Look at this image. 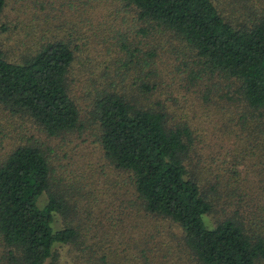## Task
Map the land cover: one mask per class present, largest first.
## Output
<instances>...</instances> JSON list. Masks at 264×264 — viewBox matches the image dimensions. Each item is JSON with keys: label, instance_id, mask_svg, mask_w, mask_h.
<instances>
[{"label": "trees", "instance_id": "trees-1", "mask_svg": "<svg viewBox=\"0 0 264 264\" xmlns=\"http://www.w3.org/2000/svg\"><path fill=\"white\" fill-rule=\"evenodd\" d=\"M252 3L77 0L73 34L22 45L12 56L0 43L5 264H57L61 245L74 264H263L264 229L253 228L247 208L257 189L242 191L222 173L205 176L232 198L213 213L206 192L213 184L203 190L199 167L190 165L191 153L218 146L225 129L234 130L236 146H260L264 159V0ZM76 39L99 42L113 68L105 64L95 74L99 48L81 46L93 52L81 55ZM180 48L181 63L161 56ZM189 86L210 100L203 115L211 123L198 118V104L191 120L182 118L193 104L183 92ZM87 131L118 175L111 193L126 203L105 212L90 205L95 196L80 182L68 196L50 180L53 147ZM57 215L61 224L53 228Z\"/></svg>", "mask_w": 264, "mask_h": 264}, {"label": "rangeland", "instance_id": "rangeland-1", "mask_svg": "<svg viewBox=\"0 0 264 264\" xmlns=\"http://www.w3.org/2000/svg\"><path fill=\"white\" fill-rule=\"evenodd\" d=\"M68 1L69 3L66 2V0H6V3L0 12V24H5L6 26L5 31L0 30V43L6 52H8V55L18 54L20 47L25 44L32 45L35 41L42 42L46 38H49L53 35L65 37L70 35L72 32L68 33V30H70L69 20L73 13L72 10H74V7L77 6L74 5L77 0ZM251 2H253V6H256L255 0H251ZM80 5L82 6V4H79V6ZM56 8H59L61 12L57 11ZM48 18L52 19L50 24L44 23L43 21H46ZM76 42L82 49L81 55L84 56L86 54H93L92 51H85L83 48L84 46L88 45L96 50L99 48V50L95 53L97 60V63L94 65L95 74H97V71L105 64L106 66L109 65V68L112 67V64L109 63V60L111 62L109 55L104 52L102 45L99 42H94L92 45L84 39H76ZM169 52L166 50L167 55L161 56L168 60L171 65L181 63L179 55L184 54L182 49L178 53L174 50ZM99 53H103V55L98 56ZM174 54L177 55V57ZM169 63L164 62L163 64ZM117 64L118 63L116 62V65ZM75 67H78V65H75ZM116 68L117 66L113 70L115 71ZM183 92H186L188 96L192 98L193 104L184 109L185 113L188 115L182 118L189 119L191 109L195 104H198L199 107H202L201 109L198 107L195 110L196 114L199 115L198 118L204 119L205 121L211 123L210 117L203 115V109L205 108L206 104H211L210 100L205 101L198 95L199 89L197 86H189V89ZM189 102L190 101H188L186 98L185 101L180 100L179 104L185 105ZM234 116L237 118L235 114ZM3 117L4 115L0 117V120L4 125L5 119ZM233 128H235V126ZM2 130H5L4 126L2 127ZM226 131L227 129H225L223 133L217 134L221 136L223 135L221 137L223 142H221L218 146H203V148H198L197 152H192L190 165H192L194 171L195 169L197 170V166L199 167L198 169L200 173L197 174L199 177L201 176L200 178L203 190L209 189V182L210 184H213L212 181L205 179V176H214L211 173L225 174V177L221 180L227 181L229 180L227 178L230 177L235 179L239 185H232V189L230 190L232 194L235 186L236 188L240 187L238 189L242 191L245 188L250 187L257 189V196L252 195V200H249L248 204L250 206L247 207L244 203L241 204L246 206L249 210H254V216L256 219L253 220V228H255V230H258L259 228L263 230L264 193L261 194V186L264 184V175H262V172L264 171V159L260 154V146H236L237 144H235L234 141V130L229 134L227 133L228 131ZM67 139L68 141H59L58 145L53 147L51 156L53 158L52 162L54 169L50 178L51 184H53L58 189H62V193L71 196V194L75 192V184L80 182L81 185L87 189L86 191L91 190L95 196V199L88 198L90 205L94 206L97 204L100 208V211L102 212L110 210L112 204H117L119 206L123 200L120 199V196L117 192L111 193L113 187L110 185L116 180L118 175L115 173V171L107 168L101 157L100 150L96 142L92 140L93 138L89 134V131L86 132L84 138L73 136ZM255 147H257V149ZM249 149L255 150L256 155L254 157L252 154H248ZM199 159H201V161H199ZM210 180L212 179L210 178ZM258 182L260 183L259 189ZM223 189L219 191L213 184V192L210 193L206 191L210 196L214 197L213 213L220 212L219 208L221 205H224L226 200H232V198H228L222 194ZM75 197L78 204L82 205L86 203V201H82L83 198L79 199L81 197L80 194L76 195ZM75 197L73 198L75 199ZM234 197L238 200L241 199L235 195ZM123 203L126 204L125 202ZM60 224L61 220L57 215L54 217L55 227H52L56 228ZM67 249V245H61L58 247L59 255L57 264H74L72 260L66 255ZM5 255L4 248L2 244H0V264L6 263L7 258Z\"/></svg>", "mask_w": 264, "mask_h": 264}]
</instances>
